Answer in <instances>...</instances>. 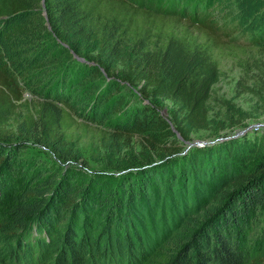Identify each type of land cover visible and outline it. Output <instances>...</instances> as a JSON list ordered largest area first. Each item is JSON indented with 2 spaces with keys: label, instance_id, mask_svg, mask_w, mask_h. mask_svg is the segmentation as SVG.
Returning a JSON list of instances; mask_svg holds the SVG:
<instances>
[{
  "label": "trees",
  "instance_id": "16d2710c",
  "mask_svg": "<svg viewBox=\"0 0 264 264\" xmlns=\"http://www.w3.org/2000/svg\"><path fill=\"white\" fill-rule=\"evenodd\" d=\"M249 28L263 32L242 36ZM237 48L264 60V0H0V184L7 168L18 171L17 139L66 162L81 159L70 146L75 114L104 127L106 153L122 171L80 178L73 168L33 165L16 198L0 205V232L29 249L46 240L53 220L56 228L69 217V228L76 225L85 207L107 209L112 225L133 210L142 214L150 200L165 206L178 190L182 205L164 264H246L248 221L264 218V134L186 152L176 137L190 142L192 133L210 128L219 61ZM122 83L169 101L171 120L144 105L128 107ZM253 83L243 92L263 108L264 82ZM134 138L143 158L136 167L119 158ZM75 231L66 241L75 244Z\"/></svg>",
  "mask_w": 264,
  "mask_h": 264
},
{
  "label": "rangeland",
  "instance_id": "374dc122",
  "mask_svg": "<svg viewBox=\"0 0 264 264\" xmlns=\"http://www.w3.org/2000/svg\"><path fill=\"white\" fill-rule=\"evenodd\" d=\"M250 30L252 28L245 30L242 36H256L263 32L257 29L251 33ZM225 52L219 61L220 81L213 86L210 128L192 133L190 142L186 143L176 136L184 152L193 147L215 143L224 137H240L256 132L264 134V107H260L254 95L243 92L242 87L244 85L254 88L253 80L257 78H262L264 82V73L258 70V67L264 70L261 53L243 48ZM242 67L251 72L244 74ZM119 95L125 98L130 108L144 105L164 119L171 120L173 105L162 99L146 98L140 92V86L122 83ZM24 98L29 99L31 96L26 92ZM74 116L76 122L69 130L70 146L77 150L81 159L77 162H66L32 140L17 139L13 142L18 145V148L15 147L13 160L18 171L6 169L8 179H4L0 184V205L16 198L19 189L26 183L27 170L33 165L49 169L73 168L80 178L92 174L115 177L122 173L116 170L106 153L104 139L107 137L100 134L104 127L95 120H81L77 114ZM103 132L108 134L107 131ZM141 150L138 140L131 139L129 148L124 149L119 158H124L129 162V166H139L143 163ZM133 167L132 169H135ZM19 174L24 178L20 179ZM173 192L172 201H166L165 206L150 200L142 214L133 210L127 219L123 217L121 222L112 225L106 216L107 209L97 212V208L85 207L86 214L78 219L76 225L73 224L69 228V217V220L63 221L59 228H56L58 221L53 220L48 226L49 234L46 240L31 244L29 249L17 245L18 237L0 232V264H55L57 258L76 261L78 257L80 261L74 264H164L172 252V246L167 241L177 229V218L174 214L176 215L178 207L182 205L179 191ZM187 196V199H192L191 195ZM76 216L77 214L74 217ZM248 222L246 264H264V218L260 223ZM72 229L77 233L75 244L66 241L67 231ZM84 237L87 240L80 243V239ZM69 246L73 249L72 253L68 252ZM39 249L43 250V254L38 256Z\"/></svg>",
  "mask_w": 264,
  "mask_h": 264
},
{
  "label": "water",
  "instance_id": "95a60500",
  "mask_svg": "<svg viewBox=\"0 0 264 264\" xmlns=\"http://www.w3.org/2000/svg\"><path fill=\"white\" fill-rule=\"evenodd\" d=\"M43 14H44V16H45V11L43 12ZM176 135H177V137H178L179 139H181L180 136L178 135V133H176ZM188 144H189V143H188Z\"/></svg>",
  "mask_w": 264,
  "mask_h": 264
}]
</instances>
